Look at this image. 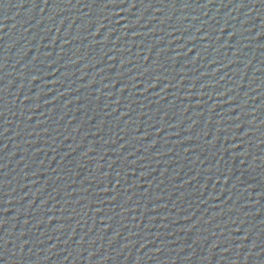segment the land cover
Returning a JSON list of instances; mask_svg holds the SVG:
<instances>
[{
  "label": "water",
  "instance_id": "1",
  "mask_svg": "<svg viewBox=\"0 0 264 264\" xmlns=\"http://www.w3.org/2000/svg\"><path fill=\"white\" fill-rule=\"evenodd\" d=\"M0 264H264V0H0Z\"/></svg>",
  "mask_w": 264,
  "mask_h": 264
}]
</instances>
